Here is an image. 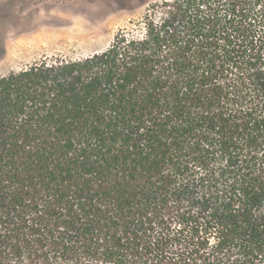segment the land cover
Wrapping results in <instances>:
<instances>
[{"label": "trees", "instance_id": "trees-1", "mask_svg": "<svg viewBox=\"0 0 264 264\" xmlns=\"http://www.w3.org/2000/svg\"><path fill=\"white\" fill-rule=\"evenodd\" d=\"M0 264H264V0L0 75Z\"/></svg>", "mask_w": 264, "mask_h": 264}, {"label": "rangeland", "instance_id": "rangeland-1", "mask_svg": "<svg viewBox=\"0 0 264 264\" xmlns=\"http://www.w3.org/2000/svg\"><path fill=\"white\" fill-rule=\"evenodd\" d=\"M163 0H0V75L106 48Z\"/></svg>", "mask_w": 264, "mask_h": 264}]
</instances>
